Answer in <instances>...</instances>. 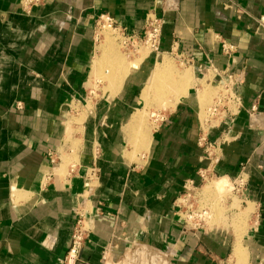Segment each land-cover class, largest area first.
I'll return each mask as SVG.
<instances>
[{
    "label": "crops",
    "instance_id": "0c3cea01",
    "mask_svg": "<svg viewBox=\"0 0 264 264\" xmlns=\"http://www.w3.org/2000/svg\"><path fill=\"white\" fill-rule=\"evenodd\" d=\"M101 15L139 38L159 17V50L99 67ZM161 56L187 68L184 97L150 92L173 71ZM225 74L242 80L240 110L207 127L202 98ZM154 92L173 108L151 132L141 110ZM204 174L246 182L254 212L238 253L232 231L194 228L181 210ZM83 212L76 264H264V0H0V264H65Z\"/></svg>",
    "mask_w": 264,
    "mask_h": 264
},
{
    "label": "rangeland",
    "instance_id": "374dc122",
    "mask_svg": "<svg viewBox=\"0 0 264 264\" xmlns=\"http://www.w3.org/2000/svg\"><path fill=\"white\" fill-rule=\"evenodd\" d=\"M97 33V44H98V50L104 51L107 50V56L110 57L113 61L112 64H107L106 61L101 64L100 67L105 65H108L109 67L113 68L117 65H125L126 63L132 64L135 61H138L139 58L143 56H147L150 53V50L146 48L145 46H142L140 50H138L137 53L134 52V47L132 44L128 43L126 45L123 44V38L119 31H115L112 29L106 30L102 29L101 27L96 28ZM109 39V40H108ZM108 40V41H107ZM109 44L113 45L109 46ZM107 48V49H105ZM160 59H165L169 62L171 68H173V71H167L165 78H168L167 83L170 84L172 81H175L180 77V80L183 79V72L187 69L185 68L184 64L182 62H179L171 57L168 56H161ZM115 62V63H114ZM109 67H105V70H109ZM132 67V65H130ZM112 71V69H111ZM179 73V75L177 74ZM187 74V73H186ZM185 79L187 80L188 86L191 82L190 75H185ZM106 80L105 78H103ZM187 83V82H186ZM191 86V84H190ZM164 91V90H163ZM213 92V91H211ZM95 93H99L98 91ZM163 93H161L162 95ZM165 94V91H164ZM163 94V95H164ZM213 94V93H212ZM217 94V92H214V97ZM152 95V96H151ZM148 96L147 102H151L152 104H147L143 110H141L143 114V118L146 119V128L152 132V130L157 126V122L161 118V115H163L166 111L173 108L171 105H163V99L161 100L157 93L154 92V94H151ZM168 96L170 104L173 103V99H175V95L172 97ZM214 97H212L214 99ZM152 99V100H151ZM212 99V103H213ZM151 100V101H149ZM203 100V117L206 116V111L208 108L212 105V103L206 107L205 104L207 102L211 101V95L209 91L205 92V100ZM218 178H208L207 181L202 182L201 186H198L195 188L189 189V199L185 202V207L182 206L181 210L185 213L186 211H189L187 216H193L195 217L198 215V210H208L209 211V220L207 221V226L205 227L206 230H211L215 227L230 230L233 232V237H236L237 240L243 241L245 237L249 235V228L251 226V213L254 211V207L252 204H250L249 208H245L246 205L243 204V198H242V189H237L235 187L234 182H230L231 187L225 188V192L223 190H217V188H214L210 186H205L207 183L217 181ZM232 183V184H231ZM207 189V190H206ZM228 189V190H226ZM212 190V191H211ZM217 190V191H216ZM208 191V192H207ZM192 219L190 221L191 226H194V224L197 221H194ZM242 233V234H241ZM244 236V237H243ZM239 241V242H240ZM142 260L138 258L136 261L137 264H140Z\"/></svg>",
    "mask_w": 264,
    "mask_h": 264
},
{
    "label": "built area",
    "instance_id": "2783aa9c",
    "mask_svg": "<svg viewBox=\"0 0 264 264\" xmlns=\"http://www.w3.org/2000/svg\"><path fill=\"white\" fill-rule=\"evenodd\" d=\"M97 27H101L102 29L108 28L115 31H119L122 35L123 44L126 45L128 43L132 44L134 47V52L138 55V50L145 46L151 52H157L159 50L161 44L162 30H163V21L155 16H149L146 21V26L144 29L143 37L139 38L134 34H128L125 29H120L117 26V23L113 18L109 15H101L97 21ZM225 51L232 52L233 47L224 44L223 45ZM231 74H225L224 78L221 79V82L217 86V94L213 99L212 105L206 111V116L204 119V125L207 127L218 126L224 123L225 120H230L240 110L241 99L236 92V87L241 85L242 80ZM206 154L208 157L212 156L213 148H215V144L208 143L205 146ZM203 182L207 181L208 176L206 174L202 175ZM235 187L238 189H244L246 182L244 179H239L234 183ZM195 188V186L191 185L186 189V192L179 200V204L185 207L186 200L189 199V189ZM189 211L186 212L188 214ZM208 210H198V215L186 216V220L191 221L195 218L194 221H197L194 228L203 227L207 225V221L209 218ZM79 218L77 220L76 226L73 230L72 234V242L71 247L67 253V256L64 260L65 264H76L80 258L81 252L83 250L84 244L87 240V237L90 233V228L85 224L84 212L79 213Z\"/></svg>",
    "mask_w": 264,
    "mask_h": 264
},
{
    "label": "bare ground",
    "instance_id": "6f19581e",
    "mask_svg": "<svg viewBox=\"0 0 264 264\" xmlns=\"http://www.w3.org/2000/svg\"><path fill=\"white\" fill-rule=\"evenodd\" d=\"M106 30H109L108 28H105ZM109 40V39H108ZM107 40V41H108ZM109 46H111V44H109ZM105 49H107V48H105ZM100 50H101V48H100ZM99 50V51H100ZM108 50V49H107ZM107 50H104L103 51V55H102V51H100L101 52V55H102V57L101 58H98L97 59V65H99V67L101 66V64L104 62V60L106 59L107 60V58H108V56H107ZM164 63H165V61H164ZM112 64V63H111ZM159 66V65H158ZM165 65H163V67H164ZM159 68V67H158ZM157 70V69H156ZM157 73V72H156ZM155 73V74H156ZM166 73H168L167 72V70L165 69V67H164V69H163V71H158V73H157V75H155L154 77H153V79L149 82V85H148V88L150 89V92H151V88L152 87H154V85H155V82H156V85L157 84H160V85H162V87H164V89H165V93L167 92V90H166V88H168L169 89V91L171 92V90H170V88H174V90H172V92H171V94L175 91V90H179L178 91V93H180V95L182 96V97H184L186 94H187V83H189L188 81H186L185 80V82H187V83H185L184 81H182V80H180V77H178V79L177 80H175V81H172L170 84H168L167 83V80H168V78H165V74ZM126 75V74H125ZM112 77V76H111ZM115 77V76H114ZM124 77V76H123ZM122 77V78H123ZM121 78V79H122ZM120 79V78H119ZM112 80V79H111ZM184 82V83H183ZM159 85V86H160ZM180 87H181V89H180ZM188 88H189V86H188ZM158 89V88H157ZM146 90V89H145ZM159 90V89H158ZM163 90V89H162ZM155 91V90H154ZM186 91V92H185ZM161 92V91H160ZM169 92V93H170ZM159 93V92H158ZM157 93V94H158ZM162 93L164 94V91H162ZM168 93V92H167ZM149 94V93H148ZM154 94V93H153ZM162 94V95H163ZM177 94V93H176ZM165 95V94H164ZM168 95H170V94H168ZM175 94H173V96H174ZM179 95V94H178ZM149 96V95H148ZM172 96V97H173ZM180 96V97H181ZM164 97H166V96H164ZM176 97V96H175ZM162 98H163V96H162ZM177 98V100H178V96L176 97ZM175 98V99H176ZM148 99V98H147ZM146 99V100H147ZM170 99V98H169ZM167 100V99H166ZM167 101H169V100H167ZM173 101V100H172ZM176 101V100H175ZM177 102V101H176ZM175 103V102H174ZM166 104H167V102H166ZM163 105H164V102H163ZM166 106V105H165ZM139 114V113H138ZM142 115V114H141ZM138 117H140V116H138ZM137 117V118H138ZM136 118V120H135V129L136 130H140L139 128H140V126L142 125V123H141V121L140 120H138ZM72 119V118H71ZM133 121V120H132ZM134 123V122H133ZM73 126V125H72ZM130 126H131V124H130ZM133 126V125H132ZM143 126H144V123H143ZM130 128V127H129ZM128 130V129H127ZM131 130H132V128H131ZM130 130V131H131ZM133 130H134V127H133ZM146 129H144V131H145ZM128 132V131H127ZM135 132H137V131H135ZM151 132H149V134H150ZM132 134V133H131ZM130 134V135H131ZM135 134V133H134ZM134 134L132 135V136H134ZM132 136H129V138L131 137L132 138ZM136 137L138 136V135H135ZM151 136V135H150ZM149 139H150V137L148 136V134L146 133V134H144L143 136H142V140H141V142L142 143H140V141H139V143L141 144V146L142 145H144V147L146 146L147 148H148V144H149ZM130 141H131V139H130ZM134 142H136V140L134 141ZM132 143H133V141H132ZM140 146V145H139ZM138 146V147H139ZM140 148V147H139ZM138 148V149H139ZM146 148V149H147ZM140 149H142V148H140ZM139 149V150H140ZM143 149H145V148H143ZM142 149V150H143ZM137 150V149H136ZM230 182H232V181H230L228 178H221V179H218L217 181H213V182H210L209 181V183H207V185L206 186H208L209 184H210V186L211 187H213L214 186V188H217V190H223L224 192H225V188H229V187H231V185H230ZM232 184V183H231ZM230 189V188H229ZM207 190V189H206ZM216 190V191H217ZM226 190H228V189H226ZM212 191V190H211ZM208 192V191H207ZM249 206H250V204H249ZM254 212V211H253ZM253 212L251 213V215L253 214ZM242 234V233H241ZM244 237V236H243ZM240 240H238V242H239ZM240 244H241V241L239 242V245H238V247H237V253L241 250V246H240ZM242 251V250H241ZM238 255V254H237ZM239 255H240V253H239ZM133 256V255H132ZM241 258H242V256H241Z\"/></svg>",
    "mask_w": 264,
    "mask_h": 264
}]
</instances>
